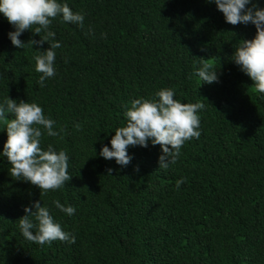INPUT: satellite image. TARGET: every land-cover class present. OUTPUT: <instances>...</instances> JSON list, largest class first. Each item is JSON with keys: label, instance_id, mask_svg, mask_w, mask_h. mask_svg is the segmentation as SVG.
Wrapping results in <instances>:
<instances>
[{"label": "trees", "instance_id": "obj_1", "mask_svg": "<svg viewBox=\"0 0 264 264\" xmlns=\"http://www.w3.org/2000/svg\"><path fill=\"white\" fill-rule=\"evenodd\" d=\"M59 2L82 13L84 26L53 20L61 47L44 87L33 56L49 45L14 47L8 33L15 29L0 14V103L6 96L35 102L55 131L64 129L45 134L41 147L66 150L72 176L44 195L14 180L0 123V264H264V93L232 60L239 41L255 37L254 25L226 23L207 0ZM252 4L264 8V0ZM30 31L19 39H40ZM200 58L218 69V82L201 83ZM162 88L181 103L204 100L199 139L185 142L167 169H159L162 152L151 141L127 149L126 167L103 159L101 147L110 148L127 123L126 107ZM57 199L75 213L56 209ZM36 201L75 243L24 239L18 220Z\"/></svg>", "mask_w": 264, "mask_h": 264}, {"label": "clouds", "instance_id": "obj_2", "mask_svg": "<svg viewBox=\"0 0 264 264\" xmlns=\"http://www.w3.org/2000/svg\"><path fill=\"white\" fill-rule=\"evenodd\" d=\"M207 2L214 3L223 14L225 22L230 25H254L255 37L252 40L239 41L232 60L250 78L255 90L264 93V8H258L255 4L247 7L251 0ZM0 14L15 29L8 33L14 47L22 50L28 47L33 50V45L37 49L45 43L49 45L44 51H34L33 56L35 71L41 74L37 82L44 87L45 81L56 75L55 50L61 47L60 43L55 42V32L50 30L53 20L61 17L63 22L83 28L84 15L73 12L67 3L59 0H0ZM25 31L32 32L40 39H30L27 43L21 41L19 37ZM197 60L202 62L196 72L201 83L218 82V69L207 62L209 59ZM203 101L201 99L196 103H181L175 98L172 88H162L152 97L134 99L124 113L127 118L126 125L115 130L109 141L111 147L102 146L99 155L105 160H115L123 168L133 159L127 151L130 146L147 147L151 141L153 145H159L162 152L158 158L159 169H167L177 162L185 142L199 139L201 118L198 113L205 108ZM9 116L12 118L9 119ZM0 123L5 125L7 134L2 155L11 165L9 174L14 180H23L36 186L40 195L66 186L72 179L68 172L69 156L66 150L57 151L51 144L46 150L41 147L45 134L47 137H58L64 129L55 131L56 121L46 117L41 106L35 102H17L6 96L3 103H0ZM75 128L79 131L81 125L76 124ZM134 171L138 172L139 167L136 166ZM106 172L111 176L113 169L109 168ZM185 182L184 178L177 180V190ZM52 203L67 216L75 213L73 206H66L58 199ZM23 211L25 215L18 220V226L27 241L40 246L57 240L75 243V236L62 229L50 209L42 206L41 201L25 207Z\"/></svg>", "mask_w": 264, "mask_h": 264}]
</instances>
